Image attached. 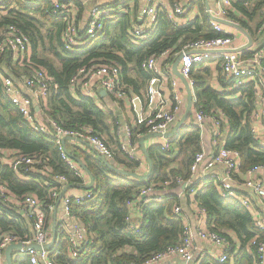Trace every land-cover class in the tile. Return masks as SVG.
I'll return each mask as SVG.
<instances>
[{"label": "trees", "instance_id": "16d2710c", "mask_svg": "<svg viewBox=\"0 0 264 264\" xmlns=\"http://www.w3.org/2000/svg\"><path fill=\"white\" fill-rule=\"evenodd\" d=\"M174 1L178 0H172V3ZM71 3L73 6L68 8L67 18L54 14L47 0H7L0 3V30L12 23L29 38L28 59L23 64L14 60L9 50L0 52V149L41 157L42 162L37 168L47 167L51 170L48 176L39 170H21L23 178H19L8 165H4L0 172V183L5 184L16 197L34 194L42 203L46 226L53 219V213L47 208L48 204L54 203L50 187L58 185L51 177L63 175L67 184L74 186H81L83 180L77 178L64 161L55 138L34 129L24 120L5 95L2 77L19 81L27 75L28 70L42 69L48 77L49 89L47 96L38 103V112L54 119L63 128L79 129L90 125L100 134L108 131L109 115L96 104L94 98L71 86L70 79L79 69L91 64L116 62L121 67V78L129 85L133 82L129 76L131 71L143 81L152 77L151 72L141 66L148 57L168 51L164 62H171L187 43L224 35L211 26L204 0L189 1L191 7L192 4L198 5L199 17L186 25L175 23L165 10H158L157 25L144 39H138L134 34V28L139 26L136 24V14L143 4L142 0H72ZM96 4L106 13L101 18V29L90 38L84 28L90 9ZM234 9L240 16L229 10L226 18L252 32L251 26L241 16L251 18L257 12L262 14L264 0H236ZM70 21H75L79 44L66 48L63 33ZM215 68L221 79L223 75L219 65ZM210 73L209 67L201 65L190 74L198 103L207 112L218 109L227 116L224 147L240 152L241 171L253 165H264V147L252 133V114L256 110L253 85L218 92L209 84ZM140 133H147L143 125L134 132L132 130V139ZM168 145V149L159 145L148 150L152 171L146 181L125 176L110 169L97 157L81 152L87 158L86 165L93 176L92 189L96 196L91 201L73 206L72 210L87 228L88 243L76 259H70L68 243L55 228L50 259L56 264H143L154 253L179 244L184 230L183 213L175 212L174 206L182 208L183 201L176 191L179 190L180 180L187 181L192 176L190 164L195 153L201 150L200 130L195 126L183 125ZM117 156L114 162L121 164ZM128 162L138 165L137 160ZM164 185H168L172 194L163 195L160 200H154L151 194L139 199L137 205L141 215L137 228L132 229V222L127 219L129 201L143 188H151L154 192ZM191 190L194 193L193 201L207 215L209 230L220 233L228 241H231L229 233H233L240 241L238 249L232 244L233 249L228 252V259L224 263L206 257L199 264H259L256 247H250L249 243L256 236L261 238L264 230L254 225L252 214L239 204L236 197L221 196L213 178L207 177L201 186L194 182L184 189L183 196L188 204ZM3 232H10L18 239H29L32 219L19 214L15 207H8L0 213V234ZM15 254L16 251L12 252L13 264H31L29 257Z\"/></svg>", "mask_w": 264, "mask_h": 264}, {"label": "built area", "instance_id": "2783aa9c", "mask_svg": "<svg viewBox=\"0 0 264 264\" xmlns=\"http://www.w3.org/2000/svg\"><path fill=\"white\" fill-rule=\"evenodd\" d=\"M7 0H0L5 3ZM31 2L35 0H22ZM53 8V13L58 16L67 18V10L72 7V0H47ZM232 0H214V8H210L208 13L210 16V24L216 30L224 33L211 39H196L182 47L175 55L179 58L178 72L186 79L192 94L194 102L193 115L191 124L199 128H206L207 124L210 133L217 142L219 128L227 123V116L218 110L205 111L203 106L198 103L193 85L194 80L190 74L193 69L213 63L219 65L221 74L229 82L230 89L239 88L243 85L252 84L256 94V106H261V110L256 107L252 114V133L257 135V126H264V17L260 21L256 29L254 40H261L257 46H246L244 44L235 45V35L227 31L224 26L212 17L227 19L230 2ZM143 4L139 9L142 23L134 28L135 37L144 39L152 33L157 25L156 16L158 10H165L168 17L175 23L185 11L186 6L181 2H173L169 6L159 3V0H142ZM106 11L102 10L98 4L94 5L89 12L87 25L84 28L85 34L90 38L97 35L102 27L101 18ZM71 18H74L71 15ZM77 31L75 21H70L63 33V40L66 48L78 45ZM9 50L12 58L23 64L29 53V38L14 24L9 23L0 30V52ZM168 56V51H164L157 56H150L141 63L142 68L151 72L152 77L149 79L145 87V101L147 115L142 119L141 125L147 129V133H165L169 131L172 125H175L181 115L183 109V100L175 92L172 98L165 97L162 93V83L167 80L168 72L162 70L163 62ZM169 70V67H166ZM121 67L116 62L91 64L83 67L70 79L73 88L80 89L81 93L96 98L100 89L105 90L115 101H119L126 95V88L122 83ZM14 81L10 77H2L4 93L11 103L18 109L24 120L28 122L34 129L47 132L55 138V142L59 145L61 156L68 164L69 168L74 172L77 178L83 180V184H88L85 180V172L83 168L70 156L65 147V138L75 140L76 143L83 141L105 160L114 163L117 156L116 150L109 144L108 140L94 131L92 126L84 125L79 129H66L52 118L45 114H39L38 103L42 101L48 94V77L45 72L40 70H28L27 75L22 80ZM178 80L173 78L171 84L178 86ZM37 105V106H36ZM36 108V109H34ZM261 119V120H260ZM206 121V122H205ZM205 124V126H204ZM117 133L120 134L119 130ZM217 144V143H216ZM132 129L126 128L124 131V139L120 144V151L124 152V157L128 160H137V153L132 148ZM264 147V143L262 144ZM168 141L162 145L163 149H168ZM42 162L41 157L25 156L18 154L13 150L0 149V172L4 165H8L19 178H23L21 170L35 171L39 170L46 176L51 174L49 168H40L37 166ZM241 156L240 152L235 149L220 147L216 153L207 157L204 151L195 153L190 164L192 175L201 171L200 179L195 178L187 181L180 180L184 185V189L191 186L194 182L200 186L205 183L207 177L213 178L216 182L217 189L221 196H234L239 204L245 207L249 212L253 211V199L264 205V165H253L244 171L240 170ZM219 170V174H215L213 170ZM25 178V177H24ZM58 185L50 187V195L54 198V203L48 204L47 208L53 213L52 221L46 226V215L41 207V201L32 193L24 194L20 197L12 195L5 184L0 183V213L4 212L8 207H15L19 214L25 218L32 219V235L29 239H18L10 232L0 234V264H6L4 251L7 246L20 242L22 248L15 256L29 257L31 264H56L50 259V248L34 249L31 244L43 247L52 241V229L57 228L61 232L68 243V254L70 259H76L88 243V232L85 224L78 219L72 208L87 200H93L96 196L92 188L72 192L68 188L60 197L58 207H61L62 214L58 217L56 212L54 218V209L60 193L67 187L66 177L63 175H54L51 177ZM179 182V181H178ZM94 186V185H93ZM73 189V188H72ZM151 188H143L135 200L129 201L130 207H135L139 199L151 194ZM193 190L190 191V202L195 205L197 215L200 220L196 227H191L187 220L183 217L184 230L180 243L169 246L166 250L154 253L148 257L143 264H158L160 262H170L174 258H180L186 263L199 260L194 256L193 238L199 237L218 248L212 258L218 263H224L228 259V252L231 250L230 241L216 231L202 228L205 224V211L193 201ZM143 199V198H142ZM160 200L159 197L153 198ZM57 207V208H58ZM5 208V209H3ZM175 212H182L180 206H174ZM128 221H131L129 214ZM254 225L264 230V219L255 217ZM132 229L137 225L130 224ZM55 239L53 241V244ZM249 246H255L258 254L259 264H264V235L259 238L254 237Z\"/></svg>", "mask_w": 264, "mask_h": 264}, {"label": "crops", "instance_id": "0c3cea01", "mask_svg": "<svg viewBox=\"0 0 264 264\" xmlns=\"http://www.w3.org/2000/svg\"><path fill=\"white\" fill-rule=\"evenodd\" d=\"M189 1L190 0H178L177 1V2H181L182 4H184L186 6L185 13L181 17H179V20H178L180 25H186L189 22L194 21L199 17L198 5L192 4V7H191L189 4ZM235 1L236 0H232L230 2L228 11L229 10L234 11V13L237 16H240L239 12L234 9V2ZM174 2H176V1H174ZM159 3H162L165 6H169L172 3V0H159ZM204 3H205V0H204ZM208 3H209V9L214 8V6H215L214 0H208ZM205 11H206V8H205ZM206 13H207V11H206ZM209 18H210V16H209ZM241 18L246 24L251 26L250 22L252 21V19H251L252 17L246 18L244 16H241ZM136 19H137L136 24L139 25L142 23V19L140 18L139 10H137ZM226 20L234 22L233 20H229V19H226ZM234 23H237V22H234ZM221 24H222V26H224V28L227 31H229L235 35V40H234L235 45L244 44L246 46L251 45V46L255 47L261 43V40H254L255 33L248 32L238 23L237 24L240 26V28L242 30H240V29H238L232 25H226L223 23H221ZM258 24L255 27L251 26V29H252L251 31L256 29ZM248 37H250L251 41H249ZM176 59H177V57H175V59L171 62L170 61L166 62V63L163 62V69L162 70L167 71L168 75H167V80L164 81V84L162 83V93L165 97L172 98L174 93L176 92L181 97V99L183 100V103H184L183 109H182V115H181V117H182L185 110H186V107H187V98H188L189 91H188L187 87L185 86V83H183V81L178 77V75H175L173 72L172 66H173V63L175 62ZM215 66L216 65L213 63L205 65V67H209L211 70L210 76L208 78L210 86L218 92H222V91L229 92L230 86H229L228 80L224 77H222L223 80H222V78L220 79V76H218V72L216 71ZM166 67H169L170 69L167 70ZM177 69H178V66H177ZM129 76H130V78L133 79V82L129 83V85L126 84V82H124V79H122V83L124 84V86L125 85L127 86V88L125 86L126 95L124 98H122L119 101H115L109 94H107V93L102 94L101 93L102 89H100L97 97L94 100L96 101V104L100 108H102L105 113H108V115H109V118L107 120L108 131L101 132L100 134H101V136L106 138L108 140L109 144L112 145L113 149L116 150L117 155H118L116 159L119 161L118 163H121V164H117L115 162L114 163L110 162V163L113 164L114 166L120 168V169L125 170V171L136 172L139 174H145L148 170V161L146 160L145 154L143 153L142 148L139 145V140L142 137L148 135L149 133H140L136 136V138L134 140L132 139V143H133L132 148L137 153V156L139 159L138 165L135 166L133 164L132 165L128 164L129 160L124 158V152L122 153L120 151V144H121V141H123V139H124V131H126V128L130 127L133 130V132L135 131V129H140L141 121L147 115L146 101H145V87L148 83L149 78H147L145 81H143L142 78L139 77L138 75H136L133 71H131L129 73ZM173 78H176L179 82L177 87H174L171 84V80ZM18 82H21V81H18ZM193 107H194V102L191 99V111H190L187 119L184 121L183 125H187V123H189V124L193 123L191 121L192 115H193V113H192ZM211 111L218 112V109H214ZM36 112L39 113L38 110ZM208 125L209 124H207V129L206 128H199L196 125H187V126L188 127L195 126L200 130L201 150L206 153L207 157H210L214 153H216L220 147L224 146V139L226 137V126L227 125L224 123L221 125V127L219 128L220 130L218 133L217 142H215V143H214L215 138H213L212 133H210V131L208 130L209 129ZM204 126H205V124H204ZM173 127H174V125H172L169 128V131H171L173 129ZM118 130H119L120 134L117 133ZM257 130H258L257 131L258 138H259L261 144H263L264 143V126L263 125L257 126ZM166 140L169 143V140L165 139L163 137H148V138L144 139L143 145L146 148L147 154H148V150L151 147L159 146V145L162 146L165 144ZM170 140H171V138H170ZM64 147H65L66 151L69 154H71V156L73 158L79 159L84 164V166L86 168H87V165H86V159L87 158L85 159L84 156L81 155V152L91 154L93 157H97L99 160H101L99 158L100 155H98L90 147V145H88L85 142H77L76 143L75 140L66 139V140H64ZM83 171L86 173V171L84 169H83ZM213 171H215L214 172L215 174H217V175L219 174L218 169L213 170ZM191 175H192V173H191ZM201 175H202L201 171L198 170V172H195L191 176V178H189V179L195 178V180H198V179H200ZM85 180L90 182V178H89L87 173L85 174ZM83 185H85V184H81V186L76 185V186L69 187L67 191H69L70 189L72 192L80 191V189L85 190L84 188H82ZM183 191H184V185L180 184L179 190L176 192H177V196H179L180 199L182 198V201H183V206H182V213L183 214L182 215L187 220V222L189 223V225L191 227H196L198 221L200 220V216L197 215V212L195 210V205L193 203L189 202V204H188L185 202L186 199H184ZM170 192H171V189L168 188V185H164V186H162V188L160 190L154 191V192L152 191L151 195H152V198H155V197L160 198L163 195L166 197L167 195L172 194ZM253 202L255 205H253V211L250 212L252 214L253 222H255V217H259V218L264 219V205H261L255 199H253ZM57 214H58V217L61 216V214H62L61 207L57 208ZM129 214L132 215L131 222L133 224L137 225L138 224L137 221L139 220L140 215H141L139 213V209L136 208V206L131 208L129 205ZM201 227L202 228H205V227L208 228L206 213H205V224L201 225ZM55 231L56 230L54 228V236H55ZM52 234L53 233H51V237H52ZM229 237L231 240L230 241L231 242L230 243L231 249H233V245L236 247V249H238V247L240 246L239 239L237 237H235V235L233 233H229ZM193 247H194V256L198 257L200 261H202L206 257H209L210 259L217 262V260L212 258V254L216 250H218V248L215 247L214 245H212L211 243L204 241V240L200 239L199 237H194L193 238ZM14 251H16V250H14ZM17 253H18V251H16V254ZM179 260H181V259L176 257V258L172 259L170 262L165 261V262H160L158 264H179ZM193 263H194V261L191 262V264H193Z\"/></svg>", "mask_w": 264, "mask_h": 264}, {"label": "water", "instance_id": "95a60500", "mask_svg": "<svg viewBox=\"0 0 264 264\" xmlns=\"http://www.w3.org/2000/svg\"><path fill=\"white\" fill-rule=\"evenodd\" d=\"M205 8H206V11H207V14L209 15L208 11H209V3H208V0H205ZM214 20H217L218 22L220 23H223V24H226V25H232V26H235L236 28L242 30L240 28V26L237 24V23H234V22H231V21H228L226 19H221V18H215V17H212ZM249 38V41H251L250 37ZM178 61H179V58H177L175 60V62L173 63V66H172V69H173V72L175 75H178V77L183 81V83H185V86L187 87L188 91H189V94H188V98H187V107H186V110L183 114V116L179 119V121L174 125L173 129L171 131H168V132H165V133H149L148 135L142 137L140 140H139V145L141 146L142 148V151L143 153L145 154V157H146V160L148 161V170L145 174H139V173H136V172H130V171H125L123 169H120L116 166H114L113 164H111L109 161L105 160L102 156H99V158L101 159V161H103L110 169L112 170H115L125 176H128V177H132L133 179L135 180H138V181H146L150 175H151V171H152V163L148 157V154H147V151H146V148L144 147L143 145V141L144 139L148 138V137H163L165 139H172L177 130L183 126L184 124V121L187 119L190 111H191V99H192V94H191V90H190V87L186 81L185 78H183L180 73L178 72V69H177V66H178ZM102 94L106 93L105 90H102L101 91ZM66 139H70V138H65L63 139L66 140ZM80 142H83V141H80ZM78 163L79 165L86 171V173L88 174L89 178H90V182L88 184H85L82 186V188L84 189H90L93 187L94 185V180H93V176L92 174L90 173V171L84 166V164L79 160V159H76L74 158ZM74 185H69L67 186L59 195V198L57 199V202H56V207L54 209V218H55V215H56V212H57V207L59 205V201H60V197L64 194L65 190L69 187H72ZM142 198H144L142 196ZM52 241L46 245H43V247H40L39 245H35V244H31V248H34V249H41V248H50L53 244V241L55 239V236H54V227L52 229ZM22 248V244L20 242L18 243H13V244H10L9 246L6 247L5 251H4V255H5V260H6V264H13V261H12V252L14 250L16 251H20V249ZM195 262V261H194ZM179 264H191V262L189 263H186L184 260H179Z\"/></svg>", "mask_w": 264, "mask_h": 264}, {"label": "rangeland", "instance_id": "374dc122", "mask_svg": "<svg viewBox=\"0 0 264 264\" xmlns=\"http://www.w3.org/2000/svg\"><path fill=\"white\" fill-rule=\"evenodd\" d=\"M253 5V4H252ZM263 16H264V12L261 14V13H259V12H257L251 19H252V21L250 22L251 23V26L252 27H255L258 23H260L259 21L263 18ZM260 18V19H259ZM259 25V24H258ZM253 32V31H252ZM261 106H258V110H261ZM261 120V119H260ZM168 140H170V139H168ZM185 199V198H184ZM133 200H135V198L133 199ZM135 206H136V208H138V205H137V203H135ZM199 262H200V260H197V261H195L193 264H199Z\"/></svg>", "mask_w": 264, "mask_h": 264}]
</instances>
